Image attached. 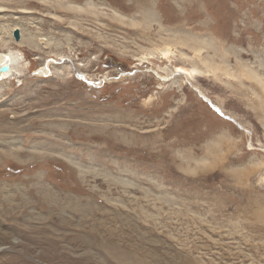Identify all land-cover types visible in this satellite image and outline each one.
I'll use <instances>...</instances> for the list:
<instances>
[{"label":"rangeland","instance_id":"1","mask_svg":"<svg viewBox=\"0 0 264 264\" xmlns=\"http://www.w3.org/2000/svg\"><path fill=\"white\" fill-rule=\"evenodd\" d=\"M63 1L84 12L0 0V34L16 21L41 41L11 44L23 57L0 79V142L44 150L0 158V264H264V93L237 75L241 57L264 76V0ZM174 33L216 46L195 52ZM219 50L235 76L200 62L223 63ZM191 64L202 95L170 76ZM159 66L168 79L145 71ZM45 187L65 199L52 222L69 220L66 233L21 222L37 221L21 199L45 212Z\"/></svg>","mask_w":264,"mask_h":264},{"label":"bare ground","instance_id":"2","mask_svg":"<svg viewBox=\"0 0 264 264\" xmlns=\"http://www.w3.org/2000/svg\"><path fill=\"white\" fill-rule=\"evenodd\" d=\"M43 1H45L46 3H49L51 5V7H58L60 9L66 10V11H68L69 9H71V10H73L75 12H79V13L82 12V11L84 12V8H81V7H78V6L76 7L73 4H71V5L66 4V3H64L63 0L59 1L57 3L58 5H56L55 3H53V1H48V0H43ZM93 10H90V11L91 12H94ZM150 16L153 17L156 22L158 21L157 14L154 11L150 14ZM147 20H148V17H146V19L144 20L145 22H143L141 24H144V25H147L148 26V24H147L148 21ZM120 21H122V20H120ZM133 24H137V23L134 22ZM150 24H151V22H150ZM158 24H159V22H158ZM159 26H160L159 28L163 29V26L161 25V23L159 24ZM4 28H5L4 29V32L9 33L10 36L7 38V37H3L2 34H0V45L3 48H5V50H3L2 52H0V68L4 64H9L10 65V69L7 72H2L0 70V79L1 80L2 79H6L7 77H10L12 75L11 74L12 67L19 66V64H21V61H22L20 59V57H23V56L20 55L16 50H14L12 48V46H14V45H11V44H15L16 43V45L18 47L28 46V47H31V48H34V49H38L41 46V45L39 46V44L41 42V41L39 42L40 34H34V33H31V32H26V28L20 22L14 21L12 23L5 24L4 25ZM18 28H20V31H21L20 32V39H16L15 35H14V37H15V39H14L12 37V31L14 30V33H15V30H17ZM174 35H175V37L172 36V38L174 39V40L172 39L173 42H175V43L178 42V43L188 44L189 47L193 51H195V52H199L200 53L202 50L209 49L210 47L214 48L216 46V44L214 42H212L211 40H207L206 38H199V37H195V36L190 35V34H183V33H181V34L179 33L177 35L174 33ZM43 39H45V38H43ZM162 39H165V38H162ZM45 41H48V38H46ZM60 41H62V40H60ZM60 41H58V42H60ZM55 44H56V42H55ZM58 45H59V43L57 44L56 47H59ZM215 49H217V47ZM18 50H20V49L18 48ZM240 50L242 52V49H240ZM218 53L219 54H217V56L220 57L223 60V63H220L218 61V59H216V57H211V56L210 57H202V58H199V60H200V62L204 66H206L209 69L210 72L218 73L220 70H225V71L228 72L229 75L235 76L236 71L234 70V68L232 66H230V64H228V61L226 60V54L225 53H222L221 50H219ZM164 54H165V56H167L169 54V50L164 51ZM152 57L153 56H144V58H141V60L143 62H148L149 61L148 59H151ZM184 57L185 58L183 59L184 60L183 63H185V64L188 61L190 63H192V64H194L195 61H197L195 59L196 57L194 59H192L193 57H190V56H184ZM237 62H238V65L240 67V70H239L240 73L237 74V75H239L240 77H243V75H245L248 79H250L251 81H253V83L260 85L261 90H263V93H264V76H262L263 74L258 69L255 70L254 68H252L251 66H249L247 63H245L242 60L241 57L238 58ZM192 64L189 67L186 66V65H177V66H175L174 67V71H172L173 73L170 76H174V77H172V78L175 79L174 82L178 83L177 81H179V80H177L175 78V75L181 74L184 77V79L186 80V82H188V84H190L193 89L197 90L202 95L201 89L194 83L196 81L197 76H200L201 74H199L200 71L199 72L196 71V65H192ZM43 69L40 70V72L37 73V74L38 75H47L46 74L47 73L46 72V68H43ZM145 71L153 72L154 74H156V76H158L161 79H168L169 78V75H165V73L168 72L165 67L159 66V67H156V68H148V70L145 69ZM127 73H124L123 75L121 74V77L122 76L124 77V76H127V75H130L131 74V73L130 74H127ZM78 74L81 76L80 78H84L85 77V75L84 74H81L80 72H78ZM219 74H220V72H219ZM240 82H243V80H241ZM178 84H180V83H178ZM1 115H0V117H3ZM46 119H48V118H46ZM6 124H8V123H6ZM33 124H34V122H33ZM7 126H4V127H7ZM14 126H16V125H14ZM42 127H44V126L42 125ZM54 127H56V126H54ZM1 131H3V130H1ZM2 133H4V131ZM43 136H45V135L43 134ZM0 137H2V136H0ZM47 137H49V136H47ZM19 143H20V141H19ZM7 144H8L9 149H10V146H11L12 143L10 144V143L4 142V141L3 142H0V158H3L5 156L9 155V156H12V158L17 159V161L22 162V161H24L25 158H30L31 156H33L31 153H41V152H44V150H41V151H27L28 148L27 149H23L21 146H18V145L17 146H14V144L12 145L13 146V149H10V152H7L5 150V148H4V147L7 146ZM24 145L25 144L23 143L22 146H24ZM44 145H47V142H45ZM42 146H43V144L37 145V143H35V144L32 145V148H38L39 149V148H42ZM46 151H48V150H46ZM23 153H25V156L23 155ZM23 156H24V158L22 159ZM2 185L4 186V188H6V187L7 188L8 187L12 188L9 184L3 183ZM18 186H19V188L21 190H24V188H22L20 185H18ZM30 190H32V188ZM54 192H55V189L54 188H51V187H45V189H44V196H45V198L40 203V205H44V207H45L44 210L42 208V210L45 211L44 213L41 211V208L38 207V205H37L38 201L33 200V199H30V198L21 199L20 201H23L25 203V205L28 206V209L29 210H32L34 208V210H32L33 214L35 212L37 213L36 214L37 215V218L35 219L37 221H34L32 216L31 217L24 216V218H22V221L21 222L23 224L30 225V226H35V227H38L39 224L41 223L42 224V227L45 228V229H47V230L58 231V232H61V233H66L65 230H68V227L71 226V222L69 220L61 219V221L59 223L52 222L53 215L56 212H61L62 211V203L66 204L65 203V199L61 198L60 196H59L60 198H58L57 196H55ZM10 194L11 193H9V194L7 193V195L6 194H4V195H5V197L8 196V197H6V200L8 199L9 201L12 202V201H14V198L15 197L13 196V193L11 195ZM12 203H14V205H20V203H16V202H12ZM37 207L39 209L38 211H37ZM17 208L20 209L22 207L20 205V206H17ZM0 210H1V208H0ZM16 219H19V218H14V219H12V221L15 222ZM0 222H2V221H0ZM99 224H100V222H99ZM7 225L8 224H6V226ZM93 227H97V226L93 224ZM83 229H84V227H83ZM58 232H56V233H58ZM84 232H85V230H84ZM84 232H81L80 231L79 234L83 235L84 238H86L87 235ZM3 234H4V232H0V237ZM5 238L6 237H4V239ZM84 241L87 243V245L90 244V240H88V242H87V240L84 239ZM63 245L64 244H62L61 246H63ZM1 246H2V243H0V251H1V249L4 248V247L2 248ZM67 246H69V245H67ZM122 257L125 260L124 263L131 264V262H130L131 260L129 259L128 256H126V257L122 256ZM128 262H130V263H128Z\"/></svg>","mask_w":264,"mask_h":264},{"label":"water","instance_id":"3","mask_svg":"<svg viewBox=\"0 0 264 264\" xmlns=\"http://www.w3.org/2000/svg\"><path fill=\"white\" fill-rule=\"evenodd\" d=\"M14 35H15L16 39H20V31H19V29L15 30ZM9 69H10V65L9 64H4L0 68V70L2 72H7V71H9Z\"/></svg>","mask_w":264,"mask_h":264}]
</instances>
